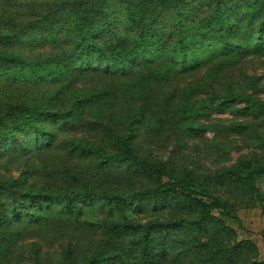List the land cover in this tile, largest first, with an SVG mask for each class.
Masks as SVG:
<instances>
[{"label":"rangeland","instance_id":"1","mask_svg":"<svg viewBox=\"0 0 264 264\" xmlns=\"http://www.w3.org/2000/svg\"><path fill=\"white\" fill-rule=\"evenodd\" d=\"M119 1L105 0L103 8L110 6L109 14L121 20L122 4L115 11ZM194 1V15L203 19L215 6V0ZM219 1L232 4L231 16H240L234 23L245 31L227 34L242 46L241 55L234 47V54L226 50L186 66L166 34L162 56L140 59L134 66L107 60L85 63L76 57L85 37L69 27L73 21L67 16H58L63 29L59 37L70 28L75 34L69 39L53 43L56 37L32 32L1 46L0 120L5 123L0 125V264H87L99 253L119 254L104 264H138L141 256L131 244L135 237L107 234L105 221H199L202 204L217 199L225 207L205 215L203 227L170 230L166 238V231L153 233L156 253L162 238L167 244L162 264H264V202L237 180L243 170L240 158L264 165V110L224 98L251 94L264 103V0ZM25 3L5 7L0 2V15L6 10L8 15L25 14ZM170 29L168 25V34ZM95 37L105 47L130 45L135 31L114 28ZM4 54L31 63L50 60L34 70L6 60ZM55 58H63L57 75L52 67L58 61L50 62ZM89 93L105 95L91 105L76 102V96ZM35 108L42 112L32 113ZM132 126L130 143L156 172L100 154H113L114 135H124ZM193 126L205 130L193 131ZM72 140L78 144L74 151ZM165 166V174L159 173ZM165 183L182 196L174 199L171 190L162 197H142ZM258 184L264 191V173ZM86 188L142 200H96L79 214L65 213L55 197L48 202L21 200L25 190L55 196ZM15 199L20 215L12 210Z\"/></svg>","mask_w":264,"mask_h":264},{"label":"trees","instance_id":"2","mask_svg":"<svg viewBox=\"0 0 264 264\" xmlns=\"http://www.w3.org/2000/svg\"><path fill=\"white\" fill-rule=\"evenodd\" d=\"M3 1L5 2L2 3ZM3 1L0 0L1 4H4L5 7L9 5L19 7L20 5L16 4V1L18 0ZM26 1V7L24 8L26 11L25 14L8 15V10H6L0 15V48L10 42L12 40L11 38L18 39L20 37L21 40L25 33L32 32L39 33L38 35H40L41 38L43 34H48L51 38L56 37V41L53 43H57L59 40L64 41L62 39L64 37L69 39L70 36L75 34L72 33L70 28H67L65 33L59 37L61 32L60 29L62 28L58 16H67L70 21H73L69 27L72 26V29H74L77 35L82 34V36L85 37L82 48H75V50L77 49L76 57L80 58L81 61L86 60L85 63H88V61L102 62L107 60L118 62L119 65L134 66V63L140 59L148 61L150 60L149 58L155 56V54L156 56H162V54H164L162 52V43L165 42L167 35L168 39H174V44L176 45L175 52L182 55L181 61H183L186 66H190L195 62H200L199 59H207L226 50L228 53L234 54V47L236 48V51L240 52L238 55H241L243 52L242 46L232 43L230 35L228 36L227 33L228 31L231 32L234 30H238L240 33L245 30L242 29L240 23H234V21L238 20V17L240 16L236 14L235 17L231 16L233 15L231 11L233 6L232 4L228 6L225 1L215 0L213 11L203 19L199 15H194L196 14L192 8V5L195 3L194 0H120L117 5L118 8H115V11L121 10L120 4H122L123 9L120 15L124 16L125 19L121 20L109 14L108 8H110V6H105V9L103 8L105 0H101V5L99 4L100 2H98L99 0ZM254 3L257 5L258 2ZM226 24L230 25L226 26ZM168 25H171L169 31L170 34L166 31ZM121 27L131 28L135 31V40L130 45L116 42L112 47H105L96 43V34H102L105 31H112L114 28L117 30ZM73 52L74 49L70 51L71 54ZM1 56L6 60L19 63L21 66L35 67L34 70L42 68L45 61L49 62L50 60V58H47L38 63H31L23 61L20 57L16 56H9L6 54ZM62 60L63 58H55L50 61H58L57 65L52 67L56 75L60 72V66L63 62ZM74 62L76 61H71L69 64H74ZM104 95L105 94L94 95L89 93L83 96H76V102L91 105L99 98H103L102 96ZM227 97L239 98L242 102L247 104L248 107H256L259 110H264V103L254 99L251 94H231L224 98ZM36 112H42V109H33L32 113ZM27 118L33 126H37L32 117L28 116ZM0 121V125L5 123L3 120ZM193 127V131L205 130L204 127ZM133 130L134 127L132 126L124 135H114L117 139L115 140L116 148L113 154L108 155L105 150H101L100 154L108 161L128 163L145 171L156 172L154 166L149 165L145 159L139 157L135 152L134 145L130 143L131 138L134 135ZM70 143V149L71 151H74L78 144L74 140L70 141ZM93 150V147H89V151ZM240 159L239 165L243 170L241 171V175H237V180L245 189L254 195L256 199L264 202V191L258 184L259 175L264 173V165L257 164V161L253 159H246L244 157ZM164 168L165 169L159 173L165 174L167 167L165 166ZM171 190V194H174L172 195L174 199L177 197L179 198L183 194L178 191V189L172 188L169 183H165L156 189L143 193L142 197H162L164 196L162 195L164 192L169 193ZM53 197L56 198L55 200L61 202L65 213L68 214L82 213L85 209L84 206L90 205L96 200H103L116 204L129 203L135 199L142 200L141 197L128 198L126 196L101 193L92 188H86L82 191L68 189L61 193L59 192L55 196L41 194L32 190H25L22 193L21 200L26 198L30 202H35L37 200L48 202L53 200ZM14 201L15 202L12 204V210L16 215H20L21 210L19 209L18 202H16V199ZM217 201L218 203L214 200L210 204H202L204 211L199 221H163L155 219L142 224L130 221L111 220L105 221L103 223V228L105 229V232L110 235L135 237V239L131 241V244L138 249V253L141 256V261L138 264H162L168 251V249H166L167 244L163 243L162 239L168 237L170 230H178L182 227H188L189 225H194L199 228L203 227L208 223V221H205V215L216 207H225L223 200L217 199ZM76 202L79 203V205ZM21 204H25V208H28L26 207L27 204L23 203V201ZM155 231H166L159 243V251L157 253L154 251V248H152L156 242L152 237ZM118 257L119 254L105 255L99 253L96 254L87 264H104L112 262Z\"/></svg>","mask_w":264,"mask_h":264}]
</instances>
